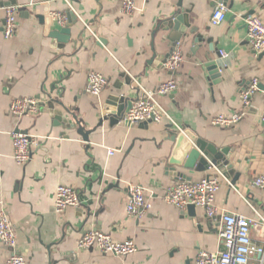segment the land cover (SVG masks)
Here are the masks:
<instances>
[{
  "label": "crops",
  "instance_id": "obj_1",
  "mask_svg": "<svg viewBox=\"0 0 264 264\" xmlns=\"http://www.w3.org/2000/svg\"><path fill=\"white\" fill-rule=\"evenodd\" d=\"M122 1L0 0V7L12 3L18 8L17 30L8 40L2 35L0 12V202L16 234L14 252L27 264H195L201 250L218 253L219 219H210L200 208L189 216L186 207L176 209L161 201L165 189L179 181L216 177L220 210L254 221L256 214L264 218V190L252 185L264 175V55L249 50L244 25L247 15L264 21V0H182L190 28L197 33L186 29L177 43L184 59L174 73L164 67L167 58H159L173 50L168 37L176 32L156 27L173 16L179 0H135L137 10L131 15L122 12ZM219 6L226 8V19L213 26L212 13ZM55 13L70 23L59 25L52 18ZM66 26L70 40L59 48L50 33ZM195 36L203 40L194 44ZM210 63L218 75L210 71L215 68ZM91 71L108 81L98 96L85 91ZM124 75L131 87L124 85ZM169 79L177 89L156 96L158 102L183 129L218 150L227 149L232 174L171 167L174 142L169 133L176 129L167 120L146 125L106 121L98 126L101 107L110 97L125 95L136 102L140 88L155 92ZM254 79L258 91L243 109L240 95ZM26 97L39 102L51 98L73 110L85 130H94L88 143L75 129L54 127L48 114L11 116V102ZM242 109L245 116L232 128L211 124L219 114ZM14 132L31 138L32 156L23 166L12 158ZM129 185L146 190L150 209L140 218L126 212ZM58 186L74 188L82 204L55 212ZM91 230L115 241L133 240L138 251L117 257L80 249L79 240ZM251 238L260 245L261 232L252 228ZM10 255L11 249L0 243V264ZM250 264H259L258 257Z\"/></svg>",
  "mask_w": 264,
  "mask_h": 264
},
{
  "label": "built area",
  "instance_id": "obj_2",
  "mask_svg": "<svg viewBox=\"0 0 264 264\" xmlns=\"http://www.w3.org/2000/svg\"><path fill=\"white\" fill-rule=\"evenodd\" d=\"M135 0H123L122 12L131 15L136 11ZM3 13L2 35L8 40L17 30L18 8L15 6L0 7ZM52 18L57 23L64 25L70 23L68 17L53 14ZM226 19V8L219 6L212 13L211 25L216 26ZM246 29V43L254 55L264 53V21L255 15H247L244 18ZM225 56V54H224ZM184 55L181 47L177 44L167 58L164 67L174 73L181 66ZM108 81L101 73L91 71L87 76L86 93L90 96H98L107 86ZM258 80H252L242 91L240 102L242 108H246L252 96L258 91ZM177 89L174 79L160 83L155 92H149L140 88L142 96L132 104L125 113V120L130 124L154 123L158 124L167 120L177 132L182 133L179 126L164 110L156 96H168ZM38 100L26 97L13 100L9 106V114L15 118L32 116L38 112ZM229 114H219L211 119V124L218 128H232L245 116V111ZM261 119L264 120V108ZM12 158L17 165L27 164L32 156V142L27 134L14 132L11 135ZM113 154V152H110ZM255 188L264 190V175L253 179ZM220 184L216 177H206L196 182L179 181L165 189L161 201L176 209H183L188 205L203 209L210 219H219V239L222 249L218 253L201 250L195 257V264H250L253 257H258L259 264H264V218L257 215L258 221L250 220L240 215L231 214L220 210L216 204V194ZM128 200L125 208L129 215L140 218L150 209L146 197V190L139 185L127 186ZM82 204L80 194L70 186H58L54 192L53 205L57 213L67 208L79 207ZM256 228L261 232L260 245L254 244L251 238V230ZM0 243L11 249V255L5 264H27L23 255L14 252L16 247V234L7 215L6 207L0 202ZM78 247L82 250L96 249L105 255L125 257L135 254L138 249L133 240L115 241L104 232L91 230L86 232L79 240Z\"/></svg>",
  "mask_w": 264,
  "mask_h": 264
},
{
  "label": "water",
  "instance_id": "obj_3",
  "mask_svg": "<svg viewBox=\"0 0 264 264\" xmlns=\"http://www.w3.org/2000/svg\"><path fill=\"white\" fill-rule=\"evenodd\" d=\"M218 3L225 5V1H219ZM7 6L14 5L10 3L1 7ZM156 29L173 32L175 31V34H172V36L168 37V40L174 47L180 42L181 37L186 34V29H190L189 34L197 33L196 28H190L188 15L182 10V0L178 1L177 11L174 12L173 16L169 20L158 24ZM50 35L52 38L57 40L59 43V48H62L64 44L68 43L70 40V28L69 26H66L60 30L52 31ZM202 40L203 39L198 36L193 38L194 44H197ZM99 42L106 44V42L102 39H99ZM152 51L154 52L153 47ZM169 55L162 56L159 58V60L164 61V59L168 58ZM263 55L264 53H261L259 54V57ZM209 66L215 67V64L210 63ZM210 71L213 72L214 76L219 74V69H217V67L211 68ZM123 77L124 85L131 87V79L125 75ZM133 103V99L130 96L119 95L110 97L101 107L102 118L99 121L98 126H101L102 123L106 121L112 125L117 124L121 120H125V113L130 109ZM38 109V112L48 114L50 117H52L54 127H61L63 130L75 129L77 134L82 137L84 142L86 144L88 143L89 134L94 130H85L82 124L76 120L73 110L65 108L58 100L51 98H49L47 102H38ZM68 117L72 119V122L68 120ZM140 124L146 125L149 123ZM24 134L27 133L24 132ZM169 140L174 142V147L168 160V164L171 167H181L184 170H195L196 172H205L214 168L223 175H228L227 173L232 174V165H230L226 160V157L228 156V150H218L214 146L206 144L200 140L190 129L186 128L182 133L172 130L169 133ZM177 178L181 180H187L186 177L180 174H177ZM236 180L237 176H235L234 180L231 182L232 185H234ZM186 209L189 216H194L195 207L193 205H188Z\"/></svg>",
  "mask_w": 264,
  "mask_h": 264
}]
</instances>
